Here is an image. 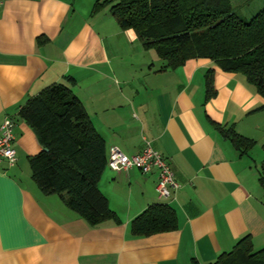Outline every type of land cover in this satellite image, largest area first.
Wrapping results in <instances>:
<instances>
[{
    "label": "crops",
    "instance_id": "1",
    "mask_svg": "<svg viewBox=\"0 0 264 264\" xmlns=\"http://www.w3.org/2000/svg\"><path fill=\"white\" fill-rule=\"evenodd\" d=\"M263 2L255 0L249 18ZM94 4L0 3V125L5 116L15 121L17 150L14 165L0 163V264H210L248 235L254 250L262 249L264 98L245 75L208 57L161 70V58L134 29H122L109 6L94 11ZM208 69L216 95L205 100ZM55 82L78 95L107 156L112 146L137 154L145 140L159 149L179 185L171 197L156 192L158 169L106 165L99 188L119 221L92 226L57 193L42 192L28 159L42 146L19 112ZM215 124L234 125L256 145L242 155ZM159 202L176 209L178 227L133 235L134 216Z\"/></svg>",
    "mask_w": 264,
    "mask_h": 264
},
{
    "label": "trees",
    "instance_id": "2",
    "mask_svg": "<svg viewBox=\"0 0 264 264\" xmlns=\"http://www.w3.org/2000/svg\"><path fill=\"white\" fill-rule=\"evenodd\" d=\"M94 11L109 6L122 29L137 33L145 50L154 49L161 70L176 69L193 57H208L224 71L245 75L264 98V7L251 18L239 14L232 0H94ZM41 37L38 42H42ZM214 70L205 72V97L216 95ZM67 84L52 83L28 98L19 112L31 125L41 151L29 155L32 177L42 192L58 194L90 224L119 221L99 188L107 145L95 129L82 101ZM242 155L256 145L234 125L215 124ZM264 150V144H263ZM47 149V150H46ZM259 182L264 188V158ZM176 209L159 202L135 215L130 232L147 236L178 227ZM210 264H264V247L254 250L251 235L238 239L231 251Z\"/></svg>",
    "mask_w": 264,
    "mask_h": 264
},
{
    "label": "built area",
    "instance_id": "3",
    "mask_svg": "<svg viewBox=\"0 0 264 264\" xmlns=\"http://www.w3.org/2000/svg\"><path fill=\"white\" fill-rule=\"evenodd\" d=\"M6 1L8 0H0V3L3 4ZM14 126L15 121H12L8 116L2 119L0 125V163L7 161L10 166L17 161V150L13 146L15 143ZM107 166L116 172L130 170L135 167L144 174L158 169L156 192L162 198L171 197L172 190L179 187L176 179H174V170L170 166L169 160L147 140H145L143 150L137 154L128 155L124 153L120 146H112L110 152H108Z\"/></svg>",
    "mask_w": 264,
    "mask_h": 264
},
{
    "label": "rangeland",
    "instance_id": "4",
    "mask_svg": "<svg viewBox=\"0 0 264 264\" xmlns=\"http://www.w3.org/2000/svg\"><path fill=\"white\" fill-rule=\"evenodd\" d=\"M254 3H255V0H233L234 9L239 14H244L246 18L248 17V19H249V15H252V14H249V13H250L251 8L253 7ZM261 5H264V2ZM261 5L258 6V8L259 7L260 8L264 7V6H261Z\"/></svg>",
    "mask_w": 264,
    "mask_h": 264
},
{
    "label": "water",
    "instance_id": "5",
    "mask_svg": "<svg viewBox=\"0 0 264 264\" xmlns=\"http://www.w3.org/2000/svg\"><path fill=\"white\" fill-rule=\"evenodd\" d=\"M47 150V149H46Z\"/></svg>",
    "mask_w": 264,
    "mask_h": 264
}]
</instances>
